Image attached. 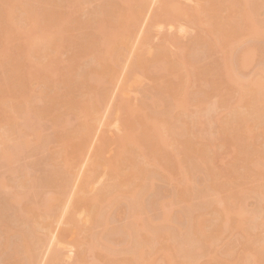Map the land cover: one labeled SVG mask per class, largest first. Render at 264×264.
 Instances as JSON below:
<instances>
[{"label": "bare ground", "instance_id": "1", "mask_svg": "<svg viewBox=\"0 0 264 264\" xmlns=\"http://www.w3.org/2000/svg\"><path fill=\"white\" fill-rule=\"evenodd\" d=\"M39 1L26 0L25 6L21 0H0V264H61L60 242L68 233L76 250L68 264H264V44L251 43L253 36L264 40V0H197L191 14L177 0H159L156 25L164 18L178 22L181 12L202 31L182 55L169 54L164 44L153 56L147 41L140 45L134 39L139 45L134 48L132 39L138 15L156 0H101L97 9L83 12L87 17L78 10L84 0H46L43 10ZM63 2L75 10L60 14ZM67 41L73 50L63 65L60 49ZM201 51L208 62H199ZM219 51L223 57L210 58ZM256 55L255 73L242 78L241 70ZM130 58L152 78L136 110L141 118L127 119L114 157L105 159L99 149L97 160L81 171L83 150L120 65ZM196 76L210 84L224 109L206 122L216 121L228 150L216 147L219 137L213 141L200 111H189ZM35 81L38 90L31 88ZM203 96L204 101L208 91ZM203 101L199 106L208 109ZM62 110L73 119H63ZM173 125L184 137L181 144L169 135ZM224 150L235 157L226 165L219 164ZM26 153L36 156L20 166L18 189L5 194L6 172L15 173V161ZM102 161L115 180L89 196L91 175ZM243 179L251 185L246 190L240 187ZM159 181L170 185L155 198ZM70 183L75 186L68 190ZM245 194L255 205L246 206ZM124 203L127 218L115 224L111 211ZM80 206L89 228L76 216ZM238 229L242 235H236ZM115 233L123 235L122 247L114 243Z\"/></svg>", "mask_w": 264, "mask_h": 264}, {"label": "rangeland", "instance_id": "2", "mask_svg": "<svg viewBox=\"0 0 264 264\" xmlns=\"http://www.w3.org/2000/svg\"><path fill=\"white\" fill-rule=\"evenodd\" d=\"M21 1H22L23 5L28 6L26 0H21ZM33 1L34 0H31V2H33ZM177 1H179L181 9L189 11L190 14H191V12H193V8L197 4V0H177ZM101 3H102L101 0H84L83 5L79 6L78 10L81 11V13H80L81 15H83L84 17H87V15H84L83 12H90L89 10L97 9L101 5ZM36 5L41 10H43L44 8H46L48 6V2L46 0H41L39 2H36ZM161 8H162V3L159 0L158 1L156 0L155 4H153L149 7L150 10L149 11L147 10L148 12L145 11L144 13L141 14V16L138 15L139 16V22L137 21L138 18L136 19V21H134V22H138L139 25L137 24L138 29H137V31H135V35L133 33V36L135 38L132 36L133 37V39H132L133 40V46H134V48H137L139 46L137 43H135L136 41L139 43L142 42V44L147 41L146 50H147L149 56H153V54L155 55L156 50L158 48H160V46L165 44L166 49L169 52V54L182 55L184 53L185 48L189 47V45L191 44L190 43V42H192L191 39L192 38L194 39V37L197 38V36H200L199 34H201L202 28L195 24L196 20L193 19L192 17H190V15L189 16L188 15L182 16V13L179 12V11H182L179 8V6H178L177 10H178L179 14H181V15L178 18L179 19L178 22L175 20L174 21L169 20V19L166 20V18H164L166 21L164 20L163 23L156 25L154 23L155 21L153 22V20H154L153 17L155 15L154 13L159 12L161 14V12H160ZM111 9L116 10V7H111ZM57 10L60 14L63 15V14L74 11L75 8L72 6H69L68 4L63 2V3L58 4ZM117 10H119V9H117ZM174 12H177V11L175 10ZM177 13H175L176 16L178 15ZM183 14H184V11H183ZM161 20L163 21V18H160L159 22ZM176 20H177V18H176ZM25 25L26 24L23 23L22 26H25ZM103 32H105V31L102 30V33ZM103 37H104V33H103ZM171 37L173 39H171ZM248 37L251 38L252 36H248ZM147 38H149V40H147ZM167 38H170L171 41L169 40L168 42H165V40ZM175 38L177 41L176 40L174 41ZM251 39H252L251 43L253 42V44H255V43L257 45L264 44V40L260 37L258 38V37L253 36ZM140 45H141V43H140ZM60 50H61L60 58L63 60L62 63H63V65H67V58L70 55L71 51L73 50V47L67 41L64 44V46L61 47ZM204 53H205V51L202 53L199 52V54H198L199 55L198 60L201 64L206 63L210 60V59L207 60L208 59V57H207L208 53H207V55ZM239 55H241L240 52L238 53V56ZM223 56H224V53L219 51L217 53H214L213 56H210V58H217V57H223ZM239 59L240 58L238 57V60ZM133 62L135 63V60L133 58L128 59V61H127V59L123 60V64L120 65V67H119L118 78H117L115 84L111 86V92L109 94V98H107L104 106L102 107L100 119H99L100 123L95 126V129L93 130V134L89 139L88 145L83 150V156L81 159V164H83V166L80 167V169H79V170L82 169L81 171L86 170L89 166L91 167V164L97 160L96 159L97 158V152L99 151V149L103 150V155H104L105 159H109V158L114 157L115 154L117 153L118 149H119V146H120V143L118 140L124 134L123 132L126 130V126L124 124H126L127 119H129V121H130L131 120L130 118H134V119H137L139 121L140 119H138V118H141V117H139L141 115L140 114L141 112L140 111L137 112L136 110H138V108L141 106V104H142L141 100H144L142 98V96L145 97L144 94L142 95L143 91H145L144 88L148 89L152 85V78L149 77L150 75L148 76L146 73H144V71L141 68L135 67L133 65ZM259 64H260V55H256L255 58L250 62V65H249L250 67H248L247 69L241 70L242 71L240 74L241 77L244 78V77L252 76L255 73V70L259 66ZM129 72H130V74H129ZM38 74L40 77L43 78L44 77V70L41 68H38ZM125 77H128L127 81H125ZM192 79H193V81L191 82L192 86H190L191 87L190 88L191 89L190 94H189L190 96H188L189 99L187 98L189 100V101L187 100V102H190V106H188V104H187L190 113L192 111V113L196 112L195 114H198L200 111L201 115L205 119V122H206V119H208L210 121V119L214 120L219 115H224V113H223L224 109L221 108L222 106L218 105V102H219L218 99L219 98L215 95V90L210 86V84H206L204 80H202L201 78H199L197 76L195 79H194V77ZM121 81L126 82V85L123 88H122V85L120 83ZM37 82L38 81H35L31 85V88L38 90L39 87H38ZM204 89H206V90H204ZM199 90H200V92H198L197 94L195 92L192 93V91L197 92ZM118 91H123V98H125L124 100H119V98L117 97ZM206 91H208L209 96L206 97V99L204 101L209 102L210 105H209L208 109L204 105L202 106L203 108L201 106H199L200 103L203 101V99L201 100L200 97L204 98L203 95ZM198 100H199V102H198V104H196ZM194 104L198 105V108L196 106H194ZM229 104H231V101H229ZM217 106H219V107H217ZM133 109H135V111ZM62 117H63V119H68V118L73 119V117L70 114H68V112L66 110H62ZM134 119H133V121L132 120L131 121L134 122ZM135 122L138 123L136 120H135ZM213 122L214 123H212V125H209L206 122V126L208 128H211L212 131L214 132L213 141L216 143H218V142L221 143V144H218L216 147L221 149V147H223V144H224V146L226 148L224 147L223 149H227V146L225 144L227 139L226 140L224 139L226 137L223 138L225 141L221 140L223 135L221 136V138L219 137V135H221V134L218 133V131H217V123H216V121H213ZM130 123L131 122H129V124ZM46 124H47V128L44 132V135H47L49 133L50 124L49 123H46ZM176 126H178V124ZM173 127H174V125H173ZM175 128L176 127H174L173 129L175 130ZM173 129H172V132L169 131V135H172L174 137V140L177 142V144H181V141L183 142L184 137L179 132V129H176L175 131ZM218 137L222 142L219 141V139H217ZM216 139L218 140V142ZM230 148L231 147L228 146V149H230ZM72 149H73L72 146H70V151ZM232 150L230 151L231 153H232ZM222 151L223 150L221 149V152ZM230 152H228L226 154L224 152H223L224 154L222 153V158H221V160H219V164H222V162L224 161V165H226L228 162H230L229 160H231V159L233 160V158H235L234 155H231ZM32 156H34L33 153H26V154L21 155L18 158V160L15 161V166L18 167L17 171L15 173L6 172V177L9 179V184L4 189L5 194H13L16 191V189H18L14 185V180H16L18 178H22V176L24 175V171H22L20 166L30 164L31 161L33 160ZM143 157L144 156L141 155L138 158L143 159ZM225 161H228V162H226V164H225ZM102 162H103L102 167L96 173L91 175V186H90L91 188H90L89 196L95 194L97 192V189H99V188L105 186L106 184L113 182L115 180L113 178L111 170L109 168H105L104 161H102ZM0 166H1V164H0ZM79 170L77 168L78 174L80 172ZM201 175H202V173H200L199 176L197 175L198 177H195L196 178L195 180L199 181L201 179V181H202L203 178H200V177H202ZM244 180L246 181V179H243V180H241L243 183L240 184V185L243 184L244 187H242V186H240V187L246 190L251 185L247 184V183H249V180H247V182H245V183H244ZM136 181H137V179H136ZM198 181H196V182H198ZM198 183H196V184H198ZM200 184H202V182H200L198 185H200ZM73 185H74V183H70V185L68 186V190L73 189V187H72ZM169 185L170 184H168V182H166V181H159L158 182L159 187H157V188L160 189V193H158V190H157V192L154 194V195H156V197L155 196L154 197L155 198H159L158 196L162 197L166 191L165 189H168ZM245 186L246 187L249 186V187L245 188ZM248 195H249V193H248ZM248 195L245 194V199H244L245 202L244 203H246L247 205L246 204L245 205L249 206V208H250V207H252L253 204L255 205L254 202L256 201V199L253 196L250 197ZM182 202H180V204L179 205L177 204V205L179 207H182V205H181ZM22 203H25V201H22ZM183 204H185V202ZM124 206H125V203L112 209L111 213L113 216L112 215L111 216L113 217V219H111V221L113 223H114V221H115V224H116V221H120L119 223H121L122 221H124L127 218L125 213L122 211ZM185 206H186V204H185ZM154 211H155L154 208H152L151 213L153 214ZM76 216L79 220H81L82 222H84L86 224L87 228L90 227L89 221H88V216H87L86 212H84V209L82 208V206H80L77 209V215ZM57 231H56V234H57ZM236 231H234V233ZM238 231H239V229H238ZM238 231L236 232V235L239 236L241 231H239V233H238ZM229 234L233 235L232 232L228 233V236H230ZM241 235H242V233H241ZM111 236H112V239L114 237V239H113V240H115L114 243H116V240H117L118 247H122L124 245L123 239H122L123 235L121 233H119V234L115 233L114 235H111ZM238 236H235V237H238ZM72 239H73V236L68 233L65 235V237L60 242V245L63 249V252H62L63 253V259H62L61 264H68L69 262L71 263L76 258V250L72 246V244H73ZM238 244L240 245L239 242H238ZM239 245H236V247H238ZM240 247H242V246H239V249L238 248H236V249L242 250V249H240ZM235 251L236 252L234 253V255L237 254L239 256V254H241V253H238L237 250H235ZM43 253H44L43 258H45V256L47 255V254L45 255L46 249H45V251L43 250ZM241 256H242V254H241ZM47 258H48V255L46 256V259ZM46 259H43L44 260L43 263H45Z\"/></svg>", "mask_w": 264, "mask_h": 264}]
</instances>
